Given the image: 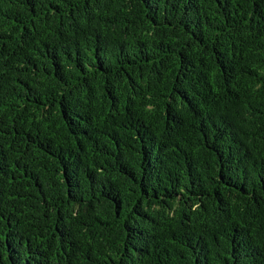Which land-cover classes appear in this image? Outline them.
I'll list each match as a JSON object with an SVG mask.
<instances>
[{
	"label": "trees",
	"instance_id": "obj_1",
	"mask_svg": "<svg viewBox=\"0 0 264 264\" xmlns=\"http://www.w3.org/2000/svg\"><path fill=\"white\" fill-rule=\"evenodd\" d=\"M0 264H264V0H0Z\"/></svg>",
	"mask_w": 264,
	"mask_h": 264
}]
</instances>
